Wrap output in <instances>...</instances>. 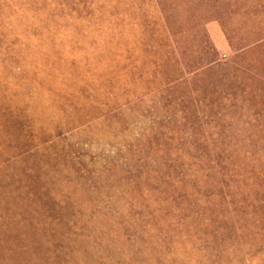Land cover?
Here are the masks:
<instances>
[{
	"label": "rangeland",
	"instance_id": "rangeland-1",
	"mask_svg": "<svg viewBox=\"0 0 264 264\" xmlns=\"http://www.w3.org/2000/svg\"><path fill=\"white\" fill-rule=\"evenodd\" d=\"M0 264H264V0H0Z\"/></svg>",
	"mask_w": 264,
	"mask_h": 264
}]
</instances>
